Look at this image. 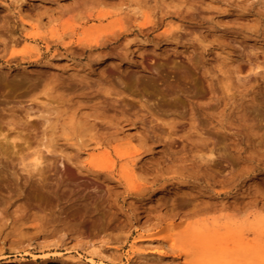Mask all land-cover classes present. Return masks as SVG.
I'll return each instance as SVG.
<instances>
[{"label":"rangeland","instance_id":"rangeland-1","mask_svg":"<svg viewBox=\"0 0 264 264\" xmlns=\"http://www.w3.org/2000/svg\"><path fill=\"white\" fill-rule=\"evenodd\" d=\"M0 264H264V0H0Z\"/></svg>","mask_w":264,"mask_h":264},{"label":"bare ground","instance_id":"bare-ground-1","mask_svg":"<svg viewBox=\"0 0 264 264\" xmlns=\"http://www.w3.org/2000/svg\"><path fill=\"white\" fill-rule=\"evenodd\" d=\"M38 155V154H37ZM40 157V156H39ZM38 156L37 157H35V159L36 160H39L40 158H39ZM38 165V164H37ZM170 219H168V220H165V225L167 226V235H168V239L171 241V246L172 247H174V246H176L175 245V242H174V240L172 239V231H173V229H172V231H171V222L169 221ZM188 226V225H187ZM230 227V226H229ZM227 229H229V228H227ZM232 229V228H231ZM233 230V229H232ZM230 234V233H229ZM233 234V236H235V234L234 233H232ZM231 234V235H232ZM236 235H238V234H236ZM205 240V239H204ZM232 241V240H231ZM208 243V242H207ZM208 245V244H207ZM212 244H209V246L208 247H210ZM222 248V247H221ZM172 249V248H171ZM210 249L211 250H213L211 247H210ZM224 253L225 252H227V251H225L226 249H221ZM220 250V251H221ZM209 251V253L208 254H210L211 252H210V250H207V252ZM161 252V251H160ZM187 252V251H186ZM214 252V251H213ZM206 254V253H205ZM212 254H214V253H212ZM217 254H218V252H217ZM225 255H227V254H225ZM207 257H208V255H206ZM218 256H219V254H218ZM222 256V255H221ZM220 257V256H219ZM223 257V256H222ZM196 261H198L197 259H196V257L194 258ZM195 260H194V263H195ZM200 261V260H199ZM214 261V260H213ZM222 261V260H221ZM189 262H191V261H189Z\"/></svg>","mask_w":264,"mask_h":264}]
</instances>
